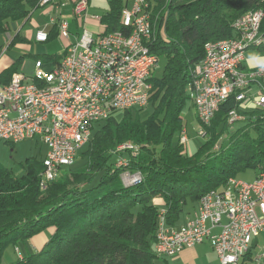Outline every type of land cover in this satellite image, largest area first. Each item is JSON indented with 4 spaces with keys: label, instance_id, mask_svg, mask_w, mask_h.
I'll use <instances>...</instances> for the list:
<instances>
[{
    "label": "trees",
    "instance_id": "trees-1",
    "mask_svg": "<svg viewBox=\"0 0 264 264\" xmlns=\"http://www.w3.org/2000/svg\"><path fill=\"white\" fill-rule=\"evenodd\" d=\"M38 2L0 0V36L10 33L13 24L28 21L41 8ZM147 2L153 34L149 50L165 60L160 78L149 79L151 114L141 119L142 109L133 108L93 125L79 154L83 165L63 171L43 191L41 161L27 159L20 176L0 165V264L5 246L24 244L50 228L54 231L45 245L21 255L15 264H167L153 253L161 211L166 225L175 227L187 204L194 208L204 194L222 188L229 178L238 179L247 170L264 174V108L240 110L233 95L203 129L205 140L193 154L178 144L184 127L181 114L191 102L188 88L204 45L234 38L233 22L248 12L264 14V0ZM122 8V0H108V12L100 21L104 34L125 32ZM56 37L54 26L47 41ZM25 42L16 34L7 48ZM64 55L49 63L59 64ZM18 64L0 73V84L9 82ZM232 111L243 117L233 132L227 122ZM118 113L120 119L115 117ZM224 134L226 147L213 152ZM124 143L137 145L138 152L134 157L127 154V166L118 167L113 158L116 147ZM125 171L140 173L141 182L124 187L120 174ZM251 261L249 251L241 264Z\"/></svg>",
    "mask_w": 264,
    "mask_h": 264
},
{
    "label": "built area",
    "instance_id": "built-area-1",
    "mask_svg": "<svg viewBox=\"0 0 264 264\" xmlns=\"http://www.w3.org/2000/svg\"><path fill=\"white\" fill-rule=\"evenodd\" d=\"M53 0H39L43 8ZM121 24L125 32L104 35V27L97 35L82 30L75 43L67 45L59 64L45 70L43 62H34V75L25 77L15 73L7 84H0V142L15 144L38 141L46 148L42 159L39 188L52 183L74 162L77 152L91 136L92 126L106 121L113 113L147 107L146 89L157 57H149L146 32L147 0H122ZM61 6H57V9ZM88 0H77L73 17L86 15ZM100 23L101 17H91ZM264 15L248 18L241 15L231 28L235 37L227 39L226 48L214 50L215 42L204 45L202 60L195 66L194 80L188 88L194 112H201L198 135H204L220 103L229 99L230 85H238L239 109L245 104L264 108V66L247 69L244 55H239L243 43L264 42ZM57 36L70 37L69 24L61 18H51ZM131 25H138V38H131ZM48 32L35 35L37 43H46ZM203 59H210V67L202 68ZM50 64V63H49ZM250 73H260L253 86H243ZM48 85V92H41ZM99 86L97 101H88L89 88ZM245 103V104H244ZM237 113L231 125L240 122ZM184 132L179 137L183 145ZM138 147H116V163L128 161L126 155L136 156ZM123 186L139 184L138 172H122ZM264 230V174L258 173L253 182L229 178L226 184L204 194L197 202L193 216L179 227L166 225L164 212L158 216L153 253L158 258H173L183 249L207 242L219 264H241L252 242ZM19 260H22L21 255ZM254 264H264V253L252 258Z\"/></svg>",
    "mask_w": 264,
    "mask_h": 264
},
{
    "label": "rangeland",
    "instance_id": "rangeland-1",
    "mask_svg": "<svg viewBox=\"0 0 264 264\" xmlns=\"http://www.w3.org/2000/svg\"><path fill=\"white\" fill-rule=\"evenodd\" d=\"M90 7H91V11H90L91 14H96L97 16L102 17L108 12V0H90ZM46 9L47 7L38 8L32 13L30 20L28 22L25 23L22 21L19 22L18 29L20 28V25L23 24V26L19 30L20 32L18 36L20 38H27L28 40H30L31 41L30 48L20 49L14 47L6 51L9 40L6 41L5 39L6 36L3 35L0 36V51L5 53V54L3 53L4 54L3 58L0 61V69H3L5 65L7 67H10L13 62L19 61L18 72L22 73L25 77L31 78L34 75L35 57L40 58V60L42 59L41 56H36L37 55L36 53H38L37 51H39L38 55H44L43 56L44 59L48 62L47 63L41 60L44 65V69L45 70L51 69L50 66L51 64H49V62L56 60L59 57V55H61L64 52L65 49L64 45L66 44L65 41H63L59 37L53 38L47 41L46 43H35L33 41L34 35L37 32V30L41 29V26L48 21L47 16L44 14ZM70 26H71L70 27L71 30L75 31L76 25L73 23ZM78 29L80 31V28ZM85 30L95 31L94 33L95 35H97L98 33L96 32V27L90 24L85 26ZM9 34H10L9 36L11 37L14 36L12 30ZM244 57H245L244 65L247 69H254L264 66V50L258 51V50L249 49L244 53ZM164 63H165L164 57L162 56L158 57L157 65L155 66V68L152 70L151 73L153 78H160ZM151 112H152L151 108L148 105L146 108L142 109V111L139 113V117L141 119H146L151 114ZM115 117L117 119H120V117H122V114L118 113L116 114ZM181 117L184 125L183 127V132L185 133L184 136H186L187 139V141L181 146L184 149H186L188 154H193L197 150V148L204 142L205 131L202 137L198 135V129H199L198 124L200 123H198L199 121L196 118L191 102L187 103V106L184 108ZM240 125L241 123L239 122L234 123L233 125L230 126V131L233 132L237 130L240 127ZM221 137L222 138H220L219 141L216 142V145L212 149L213 152H217L219 151L220 148L226 147L227 135L224 134ZM175 140H177V138ZM83 149L84 147H82L77 152L75 160L71 164V166L62 169V172L67 170L75 171L83 165V160H81V158L79 157V154ZM45 153H46L45 146L39 143L37 140L36 141L27 140L15 144L0 142V165L5 169H7L8 171L12 172V174L16 176H20L23 171L22 166L25 165L27 159H35L36 161H42V159L45 156ZM113 159L115 160L116 156H114ZM237 177L238 179L242 180L245 183H251L255 178V174L251 170H247ZM40 190L43 191L42 189ZM190 208L191 206L187 204V206L184 208V211H187ZM50 235H51V231L49 229H46L45 231L37 234L36 236L39 237L35 236V239H39V240L44 239L48 241ZM27 244L29 243L25 242L24 244H21L18 242L16 244L11 243L5 246L1 256L2 264H15L19 261L20 255L22 256L28 255L25 254L27 253V250L26 247H24V245ZM261 247L262 246L260 243V245L256 249ZM256 251L257 250H254L253 257H255ZM251 264H254V262L251 261Z\"/></svg>",
    "mask_w": 264,
    "mask_h": 264
},
{
    "label": "crops",
    "instance_id": "crops-1",
    "mask_svg": "<svg viewBox=\"0 0 264 264\" xmlns=\"http://www.w3.org/2000/svg\"><path fill=\"white\" fill-rule=\"evenodd\" d=\"M76 1L77 0H53V2L51 4L46 6L47 9L45 10V13H44L47 16L48 21L46 23H44L41 26V29H38L37 32L45 31V32L49 33L51 31V29H52V26L50 24V20H51V18H55L56 17V18H61L63 20H66L68 22V24H69L70 37H69L68 40H63V41H65V44H66V45H64L65 48H66L67 45L75 43L76 39L78 38V36L82 32V30H85V26H87L89 24L94 26V27H96V32H98L97 34H99L102 31V26L95 19L91 18V17H99V16H97L96 14H91L90 13V11H91L90 0H88V7H87V10H86V15L83 16L82 18H78V19L74 18L73 14H72L73 6H74ZM57 6H61V7H59L57 9ZM43 8H45V7H43ZM28 21H26V22H28ZM73 23L76 25L75 26V28H76L75 31L71 30V28H70L71 27L70 25L73 24ZM22 26H23V24L20 25V28L18 29L19 23L13 24L12 31H13L14 35H16V34L19 35V32H20L19 30L21 29ZM78 28H80V31H79ZM87 32L91 33L92 35H95L94 34L95 31L90 30V31H87ZM36 33H35V35H36ZM9 35L10 34L7 33V34H4L3 36H6V38H5L6 41L9 40V43H10L12 41V39H13V36L11 37ZM35 35H34L33 41L35 43H37L35 41ZM23 39L26 41L25 43L14 44V46L6 48V51H8L9 49L14 48V47L15 48H20V49L30 48L31 41L28 40L27 38H23ZM9 43H8V45H9ZM8 45H7V47H8ZM37 52L38 53H36L37 54L36 56H44V55H38L39 51H37ZM3 53L4 52L0 51V61L3 58V55L5 54V53L4 54ZM36 60H38V58L35 57V61ZM7 68L8 67L5 65V67H3V69H0V73L3 70L7 69ZM243 107L245 108L244 110H246L247 108H250V104H245ZM184 151L186 153H188L186 151V149H184ZM196 206H197V204H196ZM196 206L194 208H190L187 211L183 210V212L180 215L179 221H178L177 225L174 228L183 225L187 219L191 218L193 216V213H194L195 209H196ZM49 230L51 231V234L54 231L52 228H50ZM36 237H39V236H36ZM258 239L260 240V243H261L262 247L256 249L260 245ZM28 241H30V242H28ZM28 241H26V242L29 243V244L24 245V247H26V250H27V253H25V254H28V255H31V254L39 251L45 245V243L47 242L44 239H42V240L41 239L40 240L39 239H35V236L32 238V240L29 239ZM254 250H257L255 256L257 254H259L260 252L264 253V230L262 231L260 236L257 239L255 238V240H253V242H252L251 249H250L251 258H254L253 257ZM23 256H25V255H23ZM165 260H166L167 264H219L218 263V259H217L216 255H215L214 251L212 250V248L210 247V245L207 242H204V243H202L200 245H197V246H195L193 248H190V249H183L182 251H180L173 258H168V259H165Z\"/></svg>",
    "mask_w": 264,
    "mask_h": 264
},
{
    "label": "bare ground",
    "instance_id": "bare-ground-1",
    "mask_svg": "<svg viewBox=\"0 0 264 264\" xmlns=\"http://www.w3.org/2000/svg\"><path fill=\"white\" fill-rule=\"evenodd\" d=\"M151 15H149V11H147V13H146V22H147V24H146V32H147V39H148V49H149V43H150V40H151V36L153 35L152 34V30H151L152 29L151 28V24L152 23L150 24ZM243 15H245L248 18H258V17H262L264 14H263L262 11L258 10V11H254V12H248V13H245ZM239 18H237L235 20V22H233V24H238ZM104 35H111V33L104 34ZM138 36H139V27H138V25H131V38H138ZM226 45H227V40H222V41L215 42L214 43V50H222V49L226 48ZM261 47H264V42L254 43V49L261 48ZM249 49L253 50V43H243V44H241L239 46V55H244V53L247 50H249ZM149 57H156V56L151 54V52L149 50ZM209 67H210V59H203L202 68H209ZM194 73H195V68L193 70L192 81H191V84L189 85V88H191V86L193 85ZM257 80H260V73H250V74H248V77H246V79H243V86H253V81H257ZM150 90L151 89H146V96L149 95V91ZM41 92H48V85H41ZM232 95L235 97V101L238 103L239 102L238 85H230V87H229V97L232 96ZM98 96H99V86H92L91 88H89L88 101H97ZM261 96H264V86H261ZM222 103H224V102H222ZM222 103H220V105ZM195 115H196L197 120L200 123V121H201V112H195ZM214 116L215 115L211 116L209 125H210L212 119L214 118ZM234 117H237V112L236 111H232L229 114L228 120H227L228 124L231 125V121L233 120ZM130 146H131V143H124V144L118 145L117 147H130ZM132 146L137 147V145H133V144H132ZM127 164H128V161H123L121 163H116V166H118V167H126ZM125 172H128V171H125ZM130 186H136V185L135 184H128V185H125L124 187H130Z\"/></svg>",
    "mask_w": 264,
    "mask_h": 264
}]
</instances>
